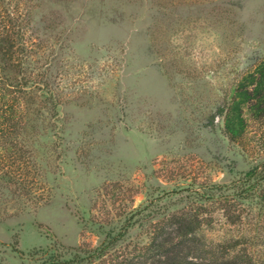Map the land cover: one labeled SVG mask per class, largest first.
<instances>
[{
    "label": "rangeland",
    "instance_id": "374dc122",
    "mask_svg": "<svg viewBox=\"0 0 264 264\" xmlns=\"http://www.w3.org/2000/svg\"><path fill=\"white\" fill-rule=\"evenodd\" d=\"M261 59L264 0H0V264H36L54 238L92 249L149 204L264 251V179L234 195L264 165V125L234 141L219 114Z\"/></svg>",
    "mask_w": 264,
    "mask_h": 264
},
{
    "label": "trees",
    "instance_id": "16d2710c",
    "mask_svg": "<svg viewBox=\"0 0 264 264\" xmlns=\"http://www.w3.org/2000/svg\"><path fill=\"white\" fill-rule=\"evenodd\" d=\"M219 114L222 116L224 133L234 141L244 134L249 120L264 125V59L239 79L228 104ZM263 170L264 165L260 169L255 166L246 172L244 178L236 180L235 197L247 200L257 195L253 183L254 180L264 179ZM215 186L220 189L218 185ZM212 191L203 186L191 188L194 198L201 202L211 199ZM149 206V214H143L146 206L134 209L128 224L118 229L102 230V239L92 249L65 247L52 235L54 246L33 250L30 256L37 260L36 264H92L105 259L127 239L136 221L141 223L148 219L153 223L142 229L147 237L146 242L134 245L130 250H119L113 258L110 257L108 264H264V251L256 253L244 244L238 247L242 242L236 238L208 240L204 227L211 226L212 217L199 208L160 212L155 210L156 207L153 210V206ZM141 225L140 228L143 227Z\"/></svg>",
    "mask_w": 264,
    "mask_h": 264
}]
</instances>
